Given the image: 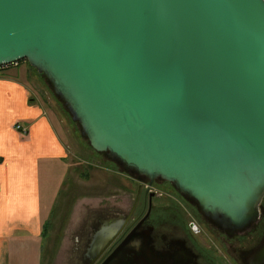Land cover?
<instances>
[{
  "label": "water",
  "instance_id": "water-1",
  "mask_svg": "<svg viewBox=\"0 0 264 264\" xmlns=\"http://www.w3.org/2000/svg\"><path fill=\"white\" fill-rule=\"evenodd\" d=\"M21 59L125 172L229 238L258 221L264 0H0V66ZM243 264H264V235Z\"/></svg>",
  "mask_w": 264,
  "mask_h": 264
},
{
  "label": "rangeland",
  "instance_id": "rangeland-1",
  "mask_svg": "<svg viewBox=\"0 0 264 264\" xmlns=\"http://www.w3.org/2000/svg\"><path fill=\"white\" fill-rule=\"evenodd\" d=\"M4 68L5 70L1 73L27 84L30 88V98L42 106L68 146L69 153L66 159L68 168L63 170L62 164L59 165L58 160H55L57 169H51L53 166L51 161L50 170L45 169L41 172L40 179L46 180V184L43 182L42 184L45 185L46 197L49 199L52 213L48 219V232L42 239L38 256L41 264H53L55 257H58L56 264H71L72 258L78 259L81 254V250H76L79 249L80 243L78 247L75 246V242L73 244L69 242L67 246H64L65 239L73 236L80 237L86 230L90 233L92 226L90 220L103 209L116 208L119 207L118 205L128 207L137 182L133 179V174L125 172L105 153L95 151L89 145L88 140L81 135L79 124L71 118L64 103L54 94L49 81L27 60H19L16 64H9L7 68L6 66ZM155 188L161 193L168 190L166 186L157 185ZM92 196H98V200ZM261 203L263 205V211L259 217L261 219H258L243 234H236V237H231L232 239L229 240L225 239L220 231L202 216L199 217L205 237L209 234L213 235L219 249L223 253L231 254L230 257L227 255L228 264H243L245 251L256 246L263 237L264 198ZM183 204L196 212L194 205L192 207L188 203ZM120 209L125 210V208ZM231 246L239 247L240 250L232 252L229 250ZM33 256L36 255L28 248L17 251L16 256L12 257V264H34Z\"/></svg>",
  "mask_w": 264,
  "mask_h": 264
},
{
  "label": "crops",
  "instance_id": "crops-1",
  "mask_svg": "<svg viewBox=\"0 0 264 264\" xmlns=\"http://www.w3.org/2000/svg\"><path fill=\"white\" fill-rule=\"evenodd\" d=\"M4 70H0V264H12V257L25 248L36 255L33 263L41 264L39 250L48 232L46 226L43 234V226L52 209L42 184L46 180L40 176L50 170L51 161V169H57L55 160L63 170L68 168L69 151L42 106L30 98L27 84L2 74ZM16 123L24 132L15 129ZM65 242L67 246L77 238Z\"/></svg>",
  "mask_w": 264,
  "mask_h": 264
},
{
  "label": "flooded vegetation",
  "instance_id": "flooded-vegetation-1",
  "mask_svg": "<svg viewBox=\"0 0 264 264\" xmlns=\"http://www.w3.org/2000/svg\"><path fill=\"white\" fill-rule=\"evenodd\" d=\"M133 179L137 184L128 207L97 213L90 233L77 236L75 249L81 254L71 264H228L231 254L219 249L213 235L205 237L202 215L183 204L193 207L170 182L137 174ZM157 185L168 187L167 192L157 191Z\"/></svg>",
  "mask_w": 264,
  "mask_h": 264
},
{
  "label": "built area",
  "instance_id": "built-area-1",
  "mask_svg": "<svg viewBox=\"0 0 264 264\" xmlns=\"http://www.w3.org/2000/svg\"><path fill=\"white\" fill-rule=\"evenodd\" d=\"M18 61H16V62H13V63H10V64H16ZM9 64H7V65H3V66H8ZM15 128L17 129V130H20L21 132H24V129H23V127L19 124V123H16L15 124Z\"/></svg>",
  "mask_w": 264,
  "mask_h": 264
},
{
  "label": "trees",
  "instance_id": "trees-1",
  "mask_svg": "<svg viewBox=\"0 0 264 264\" xmlns=\"http://www.w3.org/2000/svg\"><path fill=\"white\" fill-rule=\"evenodd\" d=\"M21 60H22V59H21ZM25 60H26V59H25ZM4 67H5V66H0V70H2ZM2 74H3V73H2ZM44 77H45V76H44ZM47 224H48V222H46L45 225L43 226V234H45V232H46V226H47ZM258 242H259V241H258ZM258 242H257V243H258ZM256 245H257V244H256ZM252 248H253V247H252ZM252 248H251V249H252ZM251 249H249V250H251ZM249 250H246L245 253L248 252Z\"/></svg>",
  "mask_w": 264,
  "mask_h": 264
}]
</instances>
